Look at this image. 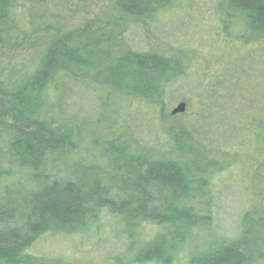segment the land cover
<instances>
[{
  "label": "trees",
  "instance_id": "16d2710c",
  "mask_svg": "<svg viewBox=\"0 0 264 264\" xmlns=\"http://www.w3.org/2000/svg\"><path fill=\"white\" fill-rule=\"evenodd\" d=\"M22 1L0 0V44L25 45L14 38L24 22L18 12ZM114 1L119 14L140 21L154 20L180 2ZM217 11L223 35L236 39L248 60L259 58L264 69V0H218ZM240 24L233 35L229 28ZM93 28L55 35L21 89L12 91L0 81V264H60L30 254L49 233L84 234L101 247L114 246L115 264H176L185 249L189 264H264V214L240 213L244 226L237 235L217 237L212 249L194 255L190 241L200 229H213L215 212L201 217L187 205L194 184L200 190L216 178L223 183L233 164L203 151L241 154L254 138L264 141V74L262 100L247 102L241 80L249 79V71L234 63L235 55L227 58L220 49L209 60L203 52H187L190 58L183 62V52L179 58L131 50L98 53L102 38ZM82 86L133 98L147 108L163 103L169 93L174 100L190 91L198 108L183 130L156 133L163 137L161 145L150 142L144 150L151 155L171 146L191 159L181 164L176 158L131 155L129 144L120 140L91 158L77 157L71 134L36 117V106L43 93L53 98L54 89L63 94ZM104 217L113 220L110 226L94 225ZM146 225L154 228L151 237L142 233ZM108 229L112 239H100Z\"/></svg>",
  "mask_w": 264,
  "mask_h": 264
},
{
  "label": "rangeland",
  "instance_id": "374dc122",
  "mask_svg": "<svg viewBox=\"0 0 264 264\" xmlns=\"http://www.w3.org/2000/svg\"><path fill=\"white\" fill-rule=\"evenodd\" d=\"M217 5L218 0H180L175 7L159 14L154 20L140 21L119 14L114 0H23L18 5V12L24 22L14 32V38L19 41L24 39L26 43L22 47L0 44V81L12 91L21 89L27 84L29 72L46 52L55 35L91 25L99 31L96 38H102L98 53L131 50L179 58L183 52V62L190 58L187 52H203V57L209 60L220 49L227 58L235 55L239 59L234 63L241 70L249 71V79L242 77L241 80L244 101L259 103L262 100L260 79L264 69L259 58L248 60L244 57L246 50L236 45V39L223 35ZM226 21L229 25L230 21ZM239 28L242 29L241 24L231 26L229 30L237 35ZM255 48L256 45L250 46V49ZM257 48L261 51V45ZM195 64L199 65L198 62ZM262 85L264 87V81ZM186 93L174 100L169 93L163 103L147 108L133 98L91 86L68 88L63 94L54 89V99L46 93L37 98L36 117L55 130L68 131L73 137L75 153L79 158H91L112 142L120 140V143L129 144L127 151L131 155L141 154L159 160L176 158L184 164L191 159L185 151H171V146H168L161 147L162 152L148 155L144 149L149 150L151 143L158 147L161 145L163 137L155 136L156 133L167 136L183 130L198 108L197 99L190 91ZM182 102L187 104V111L173 116L172 111ZM207 150L210 152L203 151L207 158L217 155L216 158L230 160L233 164L228 168L229 173L223 183L219 184V178H216L210 186L200 190L196 189L197 184L193 185L194 198L187 203L188 207L201 217L215 212L213 229H200L198 236L190 241L194 255L212 249L217 237L237 235L244 226L239 220L240 213L248 210L264 214L263 139L254 138L248 151L241 154L228 151L219 153L210 148ZM251 219L253 221L255 217ZM111 222V218L104 217L93 223L103 227L104 223L110 226ZM109 230L100 233L99 238L104 241L112 239L113 232ZM142 233L144 237H151L155 231L152 226L146 225ZM99 245L94 238L84 234L49 233L35 243L30 254L57 260L56 263L60 264H115L112 259L118 249ZM186 253L185 249L176 264H189Z\"/></svg>",
  "mask_w": 264,
  "mask_h": 264
},
{
  "label": "water",
  "instance_id": "95a60500",
  "mask_svg": "<svg viewBox=\"0 0 264 264\" xmlns=\"http://www.w3.org/2000/svg\"><path fill=\"white\" fill-rule=\"evenodd\" d=\"M186 111H187V104L182 102L172 111V115L173 116L180 115L185 113Z\"/></svg>",
  "mask_w": 264,
  "mask_h": 264
}]
</instances>
